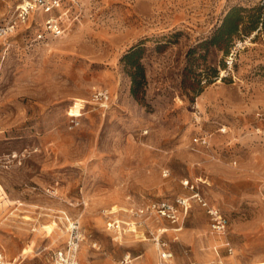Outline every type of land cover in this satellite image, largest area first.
<instances>
[{
  "label": "rangeland",
  "instance_id": "rangeland-1",
  "mask_svg": "<svg viewBox=\"0 0 264 264\" xmlns=\"http://www.w3.org/2000/svg\"><path fill=\"white\" fill-rule=\"evenodd\" d=\"M23 2L0 0V23ZM233 7H261L258 29L212 44ZM133 49L145 80L123 59ZM195 192L229 217L232 254ZM178 197L191 204L176 222L135 213ZM76 218L81 264L127 251L159 264L156 232L176 263L264 264V0H63L0 36V251L51 264Z\"/></svg>",
  "mask_w": 264,
  "mask_h": 264
},
{
  "label": "built area",
  "instance_id": "built-area-1",
  "mask_svg": "<svg viewBox=\"0 0 264 264\" xmlns=\"http://www.w3.org/2000/svg\"><path fill=\"white\" fill-rule=\"evenodd\" d=\"M63 0H24L23 3L19 4L16 8V17H11L8 21L0 23V36H6L11 32H14L18 26L19 21H26L29 15L37 10H42L44 12H52L55 8L61 6ZM46 26L55 34L62 32V29L57 22L56 18L50 16L46 19ZM40 36V35H39ZM231 62V61H230ZM111 93L108 89L102 88L98 89L94 93V98L102 106H108L111 101ZM81 113L71 114V125H77L79 123V116ZM190 180L185 181V184H190ZM191 187L194 188V184L191 183ZM194 200L198 201L203 205L211 220L212 232L220 237H224L222 241L225 245L228 254L234 252V246L232 245L229 238H227V230L229 226V217L225 215L222 210L216 205L207 201L200 192H195L193 195ZM190 198L178 197L176 201L161 200L154 201L148 205L141 206L135 209V213L138 216L148 215L150 213H155L157 216L165 217L171 222H176L179 218V211L177 205H190ZM69 226V234L66 242L53 250L51 254V264H81L79 258V251L81 246V240L83 237L82 226L79 219H73ZM108 227L115 232H122L124 228L122 227L120 221L113 219L108 221ZM180 227H177L179 230ZM134 230V229H133ZM125 231V230H124ZM162 233L156 232L152 233L151 238L154 240L159 254V264H195L194 262L188 261L185 263L175 262V252L170 248L168 241L164 240L161 235ZM217 249V247H215ZM138 255H133L131 251H127L120 259L116 261L115 264H136L135 260ZM0 264H8V260L3 251H0ZM220 264H232L226 260L221 259Z\"/></svg>",
  "mask_w": 264,
  "mask_h": 264
},
{
  "label": "trees",
  "instance_id": "trees-1",
  "mask_svg": "<svg viewBox=\"0 0 264 264\" xmlns=\"http://www.w3.org/2000/svg\"><path fill=\"white\" fill-rule=\"evenodd\" d=\"M261 7H257L255 10V13L251 14L249 18L243 12L245 11L242 7H233L225 16L222 24L218 28L217 32L211 38V43L215 45H220L219 40L222 39L225 36H231L239 32L241 27L243 26L244 29L249 33L250 29H258V23L261 18V13L259 10ZM142 54L138 49L130 50L128 53L125 54L123 59L126 60L128 64H131L133 66L137 67V74H140L141 77L145 80L146 73L144 70V66L141 63ZM217 71V70H216ZM133 78V86H132V92L133 94L137 95V89L136 85L139 82L137 80V75L135 73H132Z\"/></svg>",
  "mask_w": 264,
  "mask_h": 264
},
{
  "label": "crops",
  "instance_id": "crops-1",
  "mask_svg": "<svg viewBox=\"0 0 264 264\" xmlns=\"http://www.w3.org/2000/svg\"><path fill=\"white\" fill-rule=\"evenodd\" d=\"M182 229V226H180V228H179V231ZM140 257V255H138L137 256V259ZM136 259V260H137ZM136 260H135V263H136ZM88 263L89 264H110V261L109 260H103V261H101V262H99V260L97 259V257H96V259H89L88 260Z\"/></svg>",
  "mask_w": 264,
  "mask_h": 264
},
{
  "label": "bare ground",
  "instance_id": "bare-ground-1",
  "mask_svg": "<svg viewBox=\"0 0 264 264\" xmlns=\"http://www.w3.org/2000/svg\"><path fill=\"white\" fill-rule=\"evenodd\" d=\"M79 104H80L79 102L76 103V105H79ZM69 219H70V218H69Z\"/></svg>",
  "mask_w": 264,
  "mask_h": 264
}]
</instances>
